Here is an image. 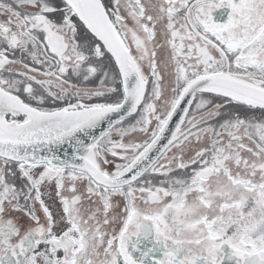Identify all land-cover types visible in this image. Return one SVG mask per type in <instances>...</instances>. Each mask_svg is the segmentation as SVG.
I'll return each mask as SVG.
<instances>
[{
	"label": "snow or ice",
	"instance_id": "obj_1",
	"mask_svg": "<svg viewBox=\"0 0 264 264\" xmlns=\"http://www.w3.org/2000/svg\"><path fill=\"white\" fill-rule=\"evenodd\" d=\"M0 264H264V0H0Z\"/></svg>",
	"mask_w": 264,
	"mask_h": 264
}]
</instances>
